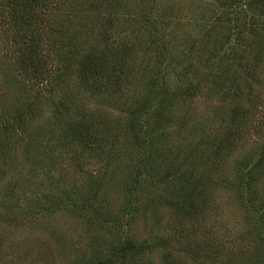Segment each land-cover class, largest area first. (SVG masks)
<instances>
[{"label":"rangeland","instance_id":"rangeland-1","mask_svg":"<svg viewBox=\"0 0 264 264\" xmlns=\"http://www.w3.org/2000/svg\"><path fill=\"white\" fill-rule=\"evenodd\" d=\"M224 1L142 2L147 6L146 15L160 22L153 30H160L162 42L174 40L191 62L200 65L201 76L209 74L202 56L210 44L202 48L199 43L205 42L204 31L212 28L211 16L216 19L220 15ZM245 2L231 15L234 26L228 34L229 45L215 64L217 77H211L215 85L211 89L201 85L199 95L190 102L175 96L163 106L155 100L140 110L142 103L136 104L134 98L152 97L147 86L150 74H143L142 66L131 89L117 96L121 100L85 94L74 75L67 76L65 90L60 89L54 74L47 79L55 85L54 102L37 100L40 106L28 126V131H33L28 136L30 142H25L27 146L0 145V264H94L112 248L117 251L119 243L127 239L137 247H151L140 255L129 251L131 262L127 264H264V57L254 55L264 41V16ZM131 3L137 1L124 0L121 6L126 11L117 10L124 13L122 32L128 27L138 31L142 20ZM207 6L212 9L204 11ZM144 29L146 42L137 48L138 63L144 56L153 60L157 54L148 42L152 27L140 26V32ZM171 48L175 50L173 45ZM149 66H154V60ZM228 72L235 76H224ZM239 74L252 84V96H259L261 105L246 119V129L232 153L215 165L212 152L226 131L223 119L231 100L226 98V83ZM142 75L147 77L142 79ZM192 75L194 78L190 71L188 77ZM26 78L0 47L1 120L9 119L6 110L14 113L28 99L36 100L40 81ZM169 79L172 82L173 76ZM70 92L73 99L64 100V93ZM65 101L72 116L88 111L94 114L93 119H105L107 126L110 121L112 129H120L110 153L107 149L87 153L90 158L56 150L61 147L56 138L61 129L53 109ZM52 128L55 137L50 136ZM36 140L42 143L39 153L44 160L31 162L24 152ZM247 171L252 193L244 198L245 190L235 185ZM205 175L209 181L203 188ZM186 195L197 202L204 197L206 214L203 204L198 209L200 216L174 211L173 204ZM42 207L50 209L41 211ZM154 242L158 244L152 251Z\"/></svg>","mask_w":264,"mask_h":264},{"label":"trees","instance_id":"trees-1","mask_svg":"<svg viewBox=\"0 0 264 264\" xmlns=\"http://www.w3.org/2000/svg\"><path fill=\"white\" fill-rule=\"evenodd\" d=\"M85 1L87 5L84 4ZM123 1L96 0L94 3H90L89 0H0L2 54L4 51L7 57L14 59L16 71L27 77L26 81L31 82L36 79L41 84L36 100L28 99L25 106L15 108L14 113L11 110H6L9 117L6 121L0 118V145L2 147L7 142L23 144V146L26 145V141L30 142L28 136L30 133L33 135V131L29 132L28 126L31 115L40 106L37 100L42 98L46 103L48 100L53 101L54 98L55 85L47 80L52 74L59 80L61 90L65 88L64 85H68L67 76L70 78L74 75L77 86L85 94L97 93L104 97L121 100V97L117 96H122L121 92L131 89L135 74L142 66V73L150 74L147 86L152 97L134 98L136 104L142 103L140 110L149 108L155 100L163 106L175 96L190 102L199 95L201 85H205V87L208 85L207 89H211L215 85L216 81L211 77L214 74L217 77L218 68L215 67V64L220 62L222 55L226 53L224 50L227 47L226 44L229 45L230 36L228 34L234 26H232L231 15L234 8L238 7L243 0H225L228 3L225 5L224 1V4L220 6V15L216 19L211 16L210 22L213 21L214 24L211 29L204 31L205 42L199 43L202 48L210 44L209 50L202 56L203 66L209 70V74L203 73L201 76L199 74L200 65L197 67L191 62L188 55L177 48L174 40L171 43H163L160 30H153L160 22L151 20L150 16L146 15L148 12H146L145 1L136 0V4L131 3V7L138 9L136 16L142 18L138 24L136 23L138 31H130V27L127 28L128 31H120L124 13L118 14L117 10H125V6H123L124 8L121 6ZM244 1L247 6H250L249 8H257L258 15L264 16V0ZM210 7L212 6L205 7L204 11L212 9ZM105 11H107L106 14ZM140 26L152 27V30H148V33L153 31L152 39L148 40L149 44L151 43L149 47L152 45L157 51V54L154 53V66L152 67L149 66V63L153 61L152 57H142L141 63H138V59H136L137 48H142L143 43L146 42L144 35H147V29L140 32ZM218 32L224 33L220 36ZM171 45L175 47V50L171 51ZM167 52L171 53L167 54ZM254 55L264 57V41L257 46ZM145 58L146 61H144ZM53 59H57V63L53 64ZM199 61H196L197 64ZM190 71L191 74H194V78L193 75L188 77ZM243 75H237L240 77L232 82H224L229 85L225 89L226 98L231 100L227 104L229 108L227 114L225 113L226 120L223 119L226 131L217 140L212 152V161L215 165L224 156L227 157L232 153L238 144L239 136L246 129V119L254 112L255 108L261 105L259 96H252V84H248L247 78ZM169 76L170 78L173 76L172 82ZM224 76L235 75L228 72ZM146 77L142 75V79ZM199 78L208 79L199 80ZM73 97L72 92L64 93V100L70 101ZM68 101L57 104V108L53 109L61 129L60 134L56 137L61 147L56 150L63 154H83L84 157L88 155L87 153L102 152L104 149L110 153L112 147L117 144V131L120 129H116V127L112 129L113 122L110 121L108 123L111 125L107 126L106 121H103L105 119L100 122L93 119L94 114L88 111H82L83 113L80 112L72 116L68 110ZM63 114H67L64 120L61 118ZM145 129L147 130V128ZM49 133L51 137H55L53 128ZM35 136L36 134L34 139L37 138ZM30 145L31 147L25 149L24 156L28 157L31 162L44 160L39 153L42 143L36 140ZM148 146L150 147V145ZM52 153L54 156V150ZM241 175L235 187L245 190L244 198H249L252 193L251 184L248 181V179L251 180L250 172L247 171ZM208 181L205 175L203 188L207 186ZM199 195L202 196V193ZM205 204L204 197L200 202H197L191 195H186L177 200L172 209L182 214L200 216L201 210H198L200 206L203 215L208 211V208L204 207ZM74 205L73 203L72 207H75ZM49 209L42 207L41 211ZM57 209H61V206H58ZM93 214L96 215V213ZM113 222L115 223V221ZM115 224L118 226L120 222ZM115 241L118 243L117 240ZM154 243L152 251L158 244ZM118 246L117 251H112L115 250L112 248L109 254L99 258L94 264H127L131 262L127 257L129 251L140 255L141 251L145 252L151 249L149 245L137 247L129 239L120 242ZM157 247L161 248L162 246ZM173 264L175 263L173 262Z\"/></svg>","mask_w":264,"mask_h":264}]
</instances>
